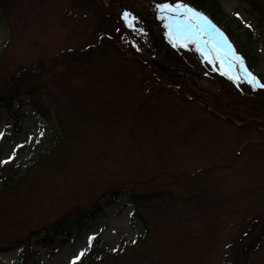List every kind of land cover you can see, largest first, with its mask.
Instances as JSON below:
<instances>
[{"label": "rangeland", "instance_id": "374dc122", "mask_svg": "<svg viewBox=\"0 0 264 264\" xmlns=\"http://www.w3.org/2000/svg\"><path fill=\"white\" fill-rule=\"evenodd\" d=\"M100 1L103 18L92 0H20L0 14V97L11 76L29 71L33 99L52 113L37 114L24 95L13 103L24 121L13 132L0 105V169L40 162L1 198L0 264H20L30 240L40 253L28 264H80L102 247L121 256L112 264H244L240 242L264 225V87L182 39L161 6L187 2ZM219 1V23L264 84V18L247 0ZM195 17L224 45L208 18ZM108 27L118 46L105 49ZM131 193L161 194L135 204ZM65 218L72 234L43 248ZM251 255L247 264H264V239Z\"/></svg>", "mask_w": 264, "mask_h": 264}, {"label": "trees", "instance_id": "16d2710c", "mask_svg": "<svg viewBox=\"0 0 264 264\" xmlns=\"http://www.w3.org/2000/svg\"><path fill=\"white\" fill-rule=\"evenodd\" d=\"M20 0H0V14L6 13L10 9L12 5L15 7L19 3ZM95 3L96 11L98 12L99 17L104 15H100V8L101 7V1L100 0H92ZM188 3L192 4L193 6L197 7L199 10H202L203 12L209 14L211 17H213L216 21H222L224 18L227 17V14L224 12L221 3L219 0H185ZM252 7V11L255 14H258L259 17L264 18V0H247ZM100 5V7L98 6ZM100 17V18H103ZM98 18V19H100ZM9 23V20L6 19ZM106 38L108 39L106 42L103 40V43H106L108 45L104 44L105 49L110 46L112 48L117 47L113 39L110 37L112 35L110 33V27L105 31ZM120 35L117 36L118 39H120ZM93 46H90L85 52L82 53L83 57L80 59H86L89 60L91 57L92 52L94 51ZM249 57L251 59L255 58V54H251V50L247 49ZM29 72V71H27ZM22 73L19 76H11L10 79V86L12 88L8 89L9 94L7 96L0 97V103H2L4 106L7 107L10 121L9 125L12 127L13 132H20L22 130V124H23V117L20 113V110L15 111L13 107V102L18 101L21 105L23 104V96L28 95L31 98V102L33 107L35 108L37 114L43 116V117H50L51 116V108L48 106H45L43 103L40 104L39 100L35 101L33 99V94L37 90V86H31L28 85L32 81V78H35L34 76H30L32 72L30 73ZM72 77V75H71ZM61 82H66V80L62 79ZM21 84H25L23 87H19ZM26 86L31 87L30 90H26ZM61 128V132H62ZM59 145V144H58ZM58 145H55L53 147L52 151L47 156V159L50 158L55 151V149L58 147ZM40 162H37L33 165V167L29 170H23L20 166L16 164H9L4 166L0 170V181H1V187H0V202L1 198L4 194L9 193L10 190L14 189L18 185L22 183L23 180H26V178L30 175L31 171L33 169H36ZM166 194H169L167 191ZM117 194V193H116ZM115 194V195H116ZM161 194V193H155V194H135L131 193L129 196L130 202L133 203H149L150 200H152L153 196ZM100 210H97L96 212H99ZM95 212V213H96ZM94 213V214H95ZM90 214L82 213L80 216L85 217L89 216ZM137 216L142 218V221L144 224H147L146 218L141 214L140 211L137 212ZM68 219L65 218L63 220L57 221L55 224H53L47 231L45 232L44 236L41 238L43 242V246H49L52 244L55 240V236L60 233L69 234L72 227L68 224ZM261 224V223H260ZM253 225H259V223H252L251 229H254ZM248 234V233H247ZM146 237V236H145ZM145 237L142 239L141 244L146 242ZM245 239V237L243 238ZM264 239V225L261 224L260 229L258 231V235L251 238L250 243H244L245 240H242L240 243L241 245V256L244 264H247L249 262V259L252 257V252L257 248V245ZM27 247L25 248V252L22 254L21 262L23 264H28V259L32 255H36L39 253V251L34 250L31 247V240L27 242ZM247 245V246H246ZM115 253L111 252L107 248H100L99 251H95L93 249L91 253V258L88 262L83 261L81 264H112L114 259L121 257L120 255H114ZM239 256V255H238ZM36 262L32 260V264H35Z\"/></svg>", "mask_w": 264, "mask_h": 264}, {"label": "snow or ice", "instance_id": "6c2138e0", "mask_svg": "<svg viewBox=\"0 0 264 264\" xmlns=\"http://www.w3.org/2000/svg\"><path fill=\"white\" fill-rule=\"evenodd\" d=\"M161 7L168 11H174V12H179L181 9H183L184 10L183 14H193L195 16H199L201 19L205 21V23L207 24L211 23L210 21L207 20V17L203 16L202 13H198L196 9L189 7L187 4H183V3H178L175 5L165 4V5H162ZM248 75H251V73H248ZM250 82L258 83V81H256V78L254 76L252 77V80ZM259 86L264 87V84H260Z\"/></svg>", "mask_w": 264, "mask_h": 264}]
</instances>
